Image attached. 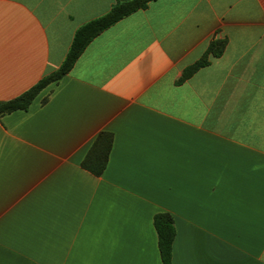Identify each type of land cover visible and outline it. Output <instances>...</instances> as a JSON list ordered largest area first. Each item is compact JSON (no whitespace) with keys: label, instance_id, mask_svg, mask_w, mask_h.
Wrapping results in <instances>:
<instances>
[{"label":"crops","instance_id":"1","mask_svg":"<svg viewBox=\"0 0 264 264\" xmlns=\"http://www.w3.org/2000/svg\"><path fill=\"white\" fill-rule=\"evenodd\" d=\"M130 0H0V103ZM220 58L179 84L214 39ZM105 170L82 167L103 134ZM264 264V0H155L0 118V264Z\"/></svg>","mask_w":264,"mask_h":264},{"label":"trees","instance_id":"2","mask_svg":"<svg viewBox=\"0 0 264 264\" xmlns=\"http://www.w3.org/2000/svg\"><path fill=\"white\" fill-rule=\"evenodd\" d=\"M153 1L155 0L117 2L105 15L80 26L74 35L71 47L60 68L44 77L39 83L19 97L1 102L0 118L17 111H28L42 91L53 84H57L71 72L77 60L96 37L129 15L147 9ZM226 46V39H214L203 56L184 70L178 83H184L200 69L209 66L213 58H220L224 54ZM112 142V135L103 133L84 159L82 167L96 176H101L105 170ZM154 227L158 236V246L163 264H173V243L176 237L173 217L168 213L157 214L154 217Z\"/></svg>","mask_w":264,"mask_h":264}]
</instances>
